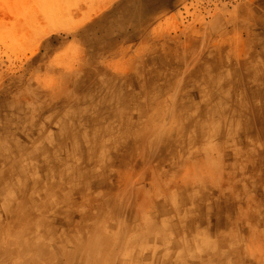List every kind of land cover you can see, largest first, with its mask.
Returning a JSON list of instances; mask_svg holds the SVG:
<instances>
[{
	"label": "bare ground",
	"instance_id": "obj_1",
	"mask_svg": "<svg viewBox=\"0 0 264 264\" xmlns=\"http://www.w3.org/2000/svg\"><path fill=\"white\" fill-rule=\"evenodd\" d=\"M150 7L128 10L132 76L99 60L110 32L0 90V264H264V15L157 38Z\"/></svg>",
	"mask_w": 264,
	"mask_h": 264
},
{
	"label": "rangeland",
	"instance_id": "obj_2",
	"mask_svg": "<svg viewBox=\"0 0 264 264\" xmlns=\"http://www.w3.org/2000/svg\"><path fill=\"white\" fill-rule=\"evenodd\" d=\"M149 4L146 17L155 14L150 31L157 38L187 33L199 40L215 15L229 18L246 9L264 15V0H0V90L30 66L35 70L33 78L41 82L51 68L60 79L77 71L81 53L94 46L79 38L95 39L110 32L120 40L116 55L98 58L113 74L132 76L133 70L121 67L130 49L121 38L136 23L128 10L135 14ZM145 47L139 46L141 58L149 49ZM3 118L1 125L6 122Z\"/></svg>",
	"mask_w": 264,
	"mask_h": 264
}]
</instances>
